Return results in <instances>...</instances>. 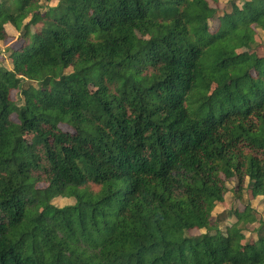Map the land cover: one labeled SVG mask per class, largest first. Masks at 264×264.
<instances>
[{
  "label": "trees",
  "instance_id": "trees-1",
  "mask_svg": "<svg viewBox=\"0 0 264 264\" xmlns=\"http://www.w3.org/2000/svg\"><path fill=\"white\" fill-rule=\"evenodd\" d=\"M51 1L0 0V264H264L249 205L212 223L264 200V0Z\"/></svg>",
  "mask_w": 264,
  "mask_h": 264
},
{
  "label": "rangeland",
  "instance_id": "rangeland-1",
  "mask_svg": "<svg viewBox=\"0 0 264 264\" xmlns=\"http://www.w3.org/2000/svg\"><path fill=\"white\" fill-rule=\"evenodd\" d=\"M244 1L250 0H217L216 2H210V0H208L210 8L215 10V14H213V17L209 19V31L215 32L219 28V26L225 21V14L231 11L232 3L235 2V4L241 5ZM51 2L55 4L56 1L52 0ZM38 29L40 28L30 29L29 32H35ZM15 31H13L14 35L18 34L19 36V33ZM17 38L9 35L8 40L5 42V44L4 42H2L3 45L0 47V66L5 68H11L10 51L13 46L20 45V40H18L19 38ZM252 45L253 49L259 56H262L264 54V31L255 30V36L252 39ZM241 51H244V49L240 50V52ZM92 88H96V86L92 85ZM10 97L12 100L19 103L20 95L18 91H11ZM13 117L16 119L15 115ZM60 127L63 131L70 130L63 125H61ZM24 140L25 142L29 143L31 141V137L26 135L24 137ZM225 186L227 188V192L223 197L224 202L215 208L212 215V223L216 220H220L218 228L222 232H225L229 228V226L236 221V218L232 215V212L237 210L244 214L246 205H249L251 209V215L255 218V220L249 222L246 225L244 231L242 232L243 238L241 239L240 243L243 244L244 242H254L257 239V228L260 227V225H264V200L261 197H252L251 192L247 188L246 184L240 189L235 179L225 180ZM52 204L58 208H62L64 206L73 205L74 199L57 197L52 199ZM204 232V230L193 229L190 230L187 234L190 236H198Z\"/></svg>",
  "mask_w": 264,
  "mask_h": 264
},
{
  "label": "crops",
  "instance_id": "crops-1",
  "mask_svg": "<svg viewBox=\"0 0 264 264\" xmlns=\"http://www.w3.org/2000/svg\"><path fill=\"white\" fill-rule=\"evenodd\" d=\"M56 1V0H55ZM57 3V1L55 2V4ZM55 4H53V2H51L49 5L51 6H55ZM5 29H6V32L11 35V36H14L15 38H17L18 34L17 35H14V32L15 29H13V27H11L10 25H6L5 26ZM17 32V31H15ZM5 44V43H4ZM3 45V43L0 41V47ZM6 46V45H5ZM5 50V49H4Z\"/></svg>",
  "mask_w": 264,
  "mask_h": 264
}]
</instances>
